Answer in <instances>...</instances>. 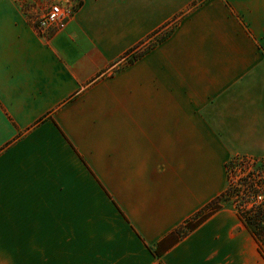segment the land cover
Segmentation results:
<instances>
[{"label": "crops", "instance_id": "1", "mask_svg": "<svg viewBox=\"0 0 264 264\" xmlns=\"http://www.w3.org/2000/svg\"><path fill=\"white\" fill-rule=\"evenodd\" d=\"M80 3L0 0V264H264L234 207L178 233L264 161V0Z\"/></svg>", "mask_w": 264, "mask_h": 264}, {"label": "rangeland", "instance_id": "2", "mask_svg": "<svg viewBox=\"0 0 264 264\" xmlns=\"http://www.w3.org/2000/svg\"><path fill=\"white\" fill-rule=\"evenodd\" d=\"M31 23L39 31V22L42 17L51 9L53 5L62 4L63 8L70 12L67 25L75 17L81 5L80 0H20ZM174 21L168 23L161 29L151 34L143 43L127 53L125 63H132L136 57H141L161 39L169 36L174 27ZM59 32L51 31L49 35ZM252 186L255 188L252 189ZM221 205L223 207H234L238 212L243 209L252 208L256 195H264V161L237 158L228 165V185L227 190L222 194ZM201 215L197 213L189 221L195 222ZM187 221V222H189ZM187 224V223H186ZM186 227L184 225L181 229Z\"/></svg>", "mask_w": 264, "mask_h": 264}, {"label": "trees", "instance_id": "3", "mask_svg": "<svg viewBox=\"0 0 264 264\" xmlns=\"http://www.w3.org/2000/svg\"><path fill=\"white\" fill-rule=\"evenodd\" d=\"M138 58L139 57H136L135 60H137ZM254 188L255 187L252 186V189ZM223 196L224 195L219 196L211 203H209L204 209H202L199 212L201 217L198 218L197 221L187 222V224H185L186 227L178 231L179 235H186L188 231L195 229L213 213L222 209V205L220 202L223 199ZM239 214L249 231L255 236V238L259 242L260 249L264 255V204H255L252 208H249L248 210L243 209V211L239 212ZM155 253L157 256H161L159 252L155 251Z\"/></svg>", "mask_w": 264, "mask_h": 264}, {"label": "built area", "instance_id": "4", "mask_svg": "<svg viewBox=\"0 0 264 264\" xmlns=\"http://www.w3.org/2000/svg\"><path fill=\"white\" fill-rule=\"evenodd\" d=\"M70 12L63 8L62 4H56L42 17L39 22V31L42 35H48L51 31L63 30L68 23ZM256 204H264V195H256Z\"/></svg>", "mask_w": 264, "mask_h": 264}]
</instances>
